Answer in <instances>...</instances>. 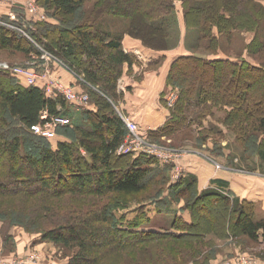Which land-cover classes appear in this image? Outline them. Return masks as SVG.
<instances>
[{"label": "trees", "instance_id": "1", "mask_svg": "<svg viewBox=\"0 0 264 264\" xmlns=\"http://www.w3.org/2000/svg\"><path fill=\"white\" fill-rule=\"evenodd\" d=\"M44 1L68 19L76 15L83 3V0H43L42 5ZM175 1L104 0L103 4L97 5L100 8H96L129 16L132 22L128 34L141 38L142 44L148 48L162 50L166 49L167 33L164 25L157 21L163 22L164 17L173 14ZM182 2L187 26L197 27L199 43L215 54L218 53L221 32L231 35L234 28L256 29L258 25L252 24L254 19L258 22L262 19L260 11L252 8L263 6L259 0ZM22 6L18 3L10 7L19 13L20 21L24 17L19 12ZM2 18L9 19V14L2 15ZM97 23L43 25V34L34 33V37L38 44L61 57L76 73H82L88 82L100 86V91L119 101L123 94L118 84L125 72L124 67H135L139 60L134 53L124 49L123 34L110 37ZM67 33L72 34L74 40H66L64 35ZM26 41L23 35L14 30L10 32L0 24V47H11L13 43L24 47L26 52L38 51L33 42ZM252 49L255 53H264V39L253 42ZM188 66L192 69L190 74L186 72ZM207 68L224 70L226 80H217L218 83L215 81L212 85L204 82L201 76ZM244 72L257 75L258 87L247 81V88L240 86L239 91H235L231 86ZM2 75L0 107L7 120L13 121L8 124L11 126L17 122L22 131L13 130L15 125L5 129L0 127V204L7 205L4 213L10 217V223L21 224L28 232H39L33 240L75 248L77 252L70 255L65 264H142L143 261L153 264L148 255L142 254L145 249L141 250V247L146 244L149 247L165 246L159 244L163 239L187 243V247L179 248L185 262L196 261L209 251L204 240L213 233L222 238L232 233L243 234L256 242L260 237L264 241V217L255 218V202L235 195L228 188L227 181L215 177L208 186L201 188L197 174L187 172L179 180H170L167 170L172 165L163 163L156 156L141 151L118 152L128 135V128L120 111L106 97L100 95L94 99L90 96V105L95 109L88 106L80 109L73 124L57 128L60 132L55 133L59 134L56 136L58 140L51 144L44 135L34 131V126L45 123V113L50 116L68 114L70 101L58 93L48 95L41 83H22L19 74L18 80L5 73ZM259 76L263 78L259 79ZM167 82L169 89L164 94L165 103L167 94L175 88L179 90V97L175 106L169 109L168 120L156 130L149 131L150 139L179 131L193 122L203 123L207 118L206 111L214 104L223 103L233 107L229 111L231 115L243 112L245 117L255 116L252 128L261 138L259 154L264 160V67L231 57L186 53L172 61ZM193 109L199 111L190 116ZM6 123V120L2 121V124ZM241 128L246 127L241 125ZM161 183L168 189H161L157 196L130 208L129 214L133 215L127 216L131 221L125 225L118 223L112 207L117 195L103 205L60 198L66 194L73 198L108 193L124 196L142 192L149 184ZM183 197L186 198L184 208L189 211L188 217L176 209L177 202ZM152 203L158 213L175 211L171 228L144 227L143 222L150 220L144 207ZM65 206L69 209L63 210ZM207 244H215L214 238ZM137 250L143 256L136 259L133 253Z\"/></svg>", "mask_w": 264, "mask_h": 264}, {"label": "rangeland", "instance_id": "2", "mask_svg": "<svg viewBox=\"0 0 264 264\" xmlns=\"http://www.w3.org/2000/svg\"><path fill=\"white\" fill-rule=\"evenodd\" d=\"M259 1L263 4V6L261 5L262 7L260 5H257L258 8L256 6L252 7L254 11L257 9L260 11L262 19H260L259 22L254 19V22L252 23L254 26L258 25V27L256 29L234 28L231 35H228L227 32L218 33L219 48L217 49V54L205 48V44L202 46V44L199 43V31L197 27H188L185 22L182 0L175 1L176 8H174L173 14L164 17L163 22L161 20L157 21L158 24H162L166 28V49L156 50L161 52V56L158 55L157 63L145 67L144 70L162 69L165 61L170 58L175 59L178 57V52L181 55L190 53L204 57H231V59L234 60H244L250 65L254 64L259 67H264V53L262 51L255 53L252 49L253 42L264 39V0ZM22 2H25V0H22ZM22 2L21 4L24 6L21 7L19 12L20 16L24 17L21 21L18 17L19 19L16 21L17 28L12 24H7L2 21H0V24L8 28L10 32L14 30L18 34L26 37L27 41L30 40L34 43L38 51L33 50L26 52L24 47L15 46L13 43L11 47H0V80L4 78V75H2L3 73L6 75L8 74L10 78H16L18 80V74H23L17 73L14 69H27L30 71L29 73L31 76H39L37 83L35 84L39 85L42 81V88L47 92L49 91V93H47L48 95L56 96L57 93L61 94L57 84L64 88H68L69 91L78 95H88V101H85L87 103L82 105L68 100L70 101L68 106L71 110L67 116L71 119L72 124L76 119V116L79 115L80 109L87 108V106L90 105V102L92 101L90 96L93 98L96 96L99 98L100 95L106 97L107 100H109L119 111L121 107L119 101H116V99L114 100L112 97H108L106 93L99 90L100 86L88 82L82 73H76V71L70 68L61 57L52 53L41 44H38L34 37V33L41 32L43 34V25L54 26L56 23L57 25L55 27H57L58 25H61L62 22L71 25L75 23L81 24V22L84 21H97L99 27L103 31L108 32L110 37L117 38L119 35L128 33L132 19L125 14H116L114 12H109L106 9L104 11L97 9L96 6L103 4L104 0H83L76 15L72 16L70 19L62 17L61 14H58L55 11L53 6L47 5L48 3L45 1L44 5H42L43 0H37L36 4L39 6L40 13L44 15L45 18H40L36 15L33 16L29 13L25 4ZM236 10H238V8ZM236 10L234 12H236ZM15 12L18 13L17 11ZM195 21L200 22V19H196ZM247 26L249 27L251 24H248ZM64 36L66 40H74L72 34L67 33ZM136 39H139L142 42L141 38ZM159 41L163 43L164 40L160 38ZM26 47L29 49V45ZM135 68L137 69V67ZM144 70H135V73L140 77L141 73L143 75ZM191 70V67L188 66L186 72L190 74ZM130 71H134V69L131 68ZM250 73L251 72H244L238 75L239 82L237 79L236 83L232 84L231 88L235 91H239V88L246 87L247 81L254 82L255 88L258 87L256 84V80H258V78H256L257 75L253 73L251 75ZM23 76L28 81L26 75ZM132 77H134V75ZM201 77L204 82L206 81L211 85L217 80L221 82L226 80L224 70L222 69L207 68L205 72L203 71ZM260 78L263 77L259 76V79ZM49 83H54V88H52V90H47L46 85ZM216 87L218 88L217 85ZM121 100L124 101V96L120 98V101ZM176 102L173 105H170L166 98L165 105L170 109L175 106ZM197 110L198 109L190 110V116L194 115ZM232 110L233 107L227 104H214L208 111H206L207 118L203 123L193 122L190 126L182 127L179 131L176 130L177 132L168 133V135H160L156 138L151 137L152 139L149 138L150 132L140 127L141 131L148 136V138H145L143 141V144L152 147L153 149H160L169 152L166 154L174 156L168 160L159 158L163 163L172 165L171 169L167 170L170 180L172 179L176 181L183 176V173H185L183 163L188 156L204 159L212 163L217 169H225L249 175L257 173L264 176V160H262L261 155L259 154L261 138L254 133L255 128L254 131L252 128V124L254 123L253 120L256 118L255 116L245 117L243 112H237L234 115H231L229 111ZM3 112L4 111L0 107V127L5 129L15 125L13 130L18 129L19 131L20 129V131H22L21 126L18 125L17 122L16 124L14 122V124H11L10 126V122L13 121H8L6 113ZM2 119L4 121L6 120L7 123L2 124ZM241 125H245L247 129H242ZM57 133L60 132L57 131ZM43 134L41 135L43 136ZM57 135L54 137L44 136V138L52 144L58 140V138H56ZM61 137L62 135H60V138ZM165 186L166 184L163 186L162 183L156 186L149 184L142 192L124 196L118 195L117 193H108L100 196L80 195L78 198H73L71 194H66L60 198L66 200L69 199V201L76 200L78 203L86 200L92 204L97 203L98 205H103L104 202L110 201V197L117 195V200L112 201V207H114L113 210L116 212L118 223L125 225L130 224L131 221L128 220L127 216L133 215V213L129 214L130 208H134L138 205V202L142 200L157 196L158 191L161 189L166 191L168 187L165 188ZM184 198L185 197L181 198L180 202H177L176 209L178 212H181L184 217H188L189 211L184 208L186 202V198ZM69 204L71 205L70 202ZM10 205L12 206V204ZM154 207V203L149 204L147 208L144 207V212L147 213L146 215H149L150 218L148 223L143 220L144 227L171 228L175 218V211L158 213ZM7 209V205L2 206L0 204V264H65L67 259H69L68 257L77 252L75 248L68 249L55 242H43L39 239L33 240L35 237L34 235L39 232H28L23 225L10 223L8 220L10 217L5 216L4 213ZM62 209H69V207L65 206ZM263 217L264 211H257L255 218L261 219ZM14 221L15 220L11 222ZM213 234L214 235L212 236L208 235L207 239L204 240V246L209 251L206 252L204 257L196 261L190 260L185 262L183 254L180 252L179 248L187 247V243L165 241V239L159 242V244L161 243L165 246L154 245L149 247L146 244V247L151 249V251L148 248L146 249L145 246H142L141 250L145 249L142 251V254L148 255V260L152 259L153 264H222L226 259L230 261V264H237L243 259L247 261L254 259V262L256 261L255 264H264V243L261 244L260 241L256 242L243 234L234 235L232 233V235L227 238L216 236L215 233ZM211 238H214L215 240V244L212 246L207 244ZM139 252L140 251L138 250L134 252L133 257L137 259V257L143 256ZM142 264H146L145 261H143Z\"/></svg>", "mask_w": 264, "mask_h": 264}, {"label": "crops", "instance_id": "3", "mask_svg": "<svg viewBox=\"0 0 264 264\" xmlns=\"http://www.w3.org/2000/svg\"><path fill=\"white\" fill-rule=\"evenodd\" d=\"M21 2L22 0L0 1V17L9 14V11H13L10 7ZM122 40L124 49L127 52L134 53L138 57L139 63L135 66L137 69L125 65V72L119 80L118 89L124 96V101L119 99L122 107L119 109L120 114L134 120L145 130H156L170 117V110L165 105L164 94L169 89L167 76L174 58L165 61L162 69L144 70L145 67L157 62L158 55L161 56V52L144 46L139 39L133 38L128 33H124ZM178 55H180L179 52ZM131 68L134 71H130ZM135 70H144V73L143 75L141 73L139 77ZM133 75L134 77H132ZM19 76L22 83L29 85L23 75ZM40 83L42 84V81ZM88 107L95 109L94 105H88ZM70 110L71 108L67 111L70 112ZM60 139H63V137ZM183 164L185 172L197 174L201 188L208 186L215 177L222 178L228 182V188L235 195L255 202V214H257V211H264L263 175L257 173H254V175L241 174L225 169H217L212 163L193 156H188ZM260 243H264L262 237H260Z\"/></svg>", "mask_w": 264, "mask_h": 264}, {"label": "built area", "instance_id": "4", "mask_svg": "<svg viewBox=\"0 0 264 264\" xmlns=\"http://www.w3.org/2000/svg\"><path fill=\"white\" fill-rule=\"evenodd\" d=\"M0 1L5 2L7 0H0ZM36 1L37 0H25V2L23 3L25 4V7L27 8L30 14H32L33 16L36 15L40 18H45V16L40 13L39 6L36 4ZM17 20H18V15L15 11L9 12V19L0 18V21L6 22L7 24H12L15 27L17 25V22H16ZM14 70L17 73L26 75L28 79V84L37 85L35 83H37V79L39 76H34V75L31 76L29 73L30 71L27 69L15 68ZM53 84L54 83H49L48 85H46L47 90H52V88H54ZM57 87L60 90V93L67 100L74 101L81 105L84 103H87L85 101H88V98H89L88 95H81V94L78 95L76 93L69 91L68 88H64L58 84H57ZM47 93H49V91ZM178 97H179V91H177V89H173L167 94L166 98L169 104L173 105L177 101ZM121 116L128 128V135L125 138V140L120 144V147L118 148V152L126 153V152H132V151H141V152H145L150 155L156 156L157 158L167 159V160L171 157H174L171 154H166L169 152H165L160 149H153L152 147L145 146L143 144V141L145 140V138H148V137H146L147 135L141 131L139 124L127 116H124V115H121ZM43 118L47 119L45 123L34 126V131L37 133H41V134L45 133L43 135L48 136V137L50 136L53 137L55 135L56 128L58 126H63V125H67L71 123V119L67 115H63V114L61 115L57 114V115L50 116L47 113H45L43 115ZM170 160L173 161L172 159ZM229 262L230 261L226 259L222 264H230ZM255 263L256 261L254 262V259L248 260V261L243 259L242 261H239L237 264H255Z\"/></svg>", "mask_w": 264, "mask_h": 264}]
</instances>
